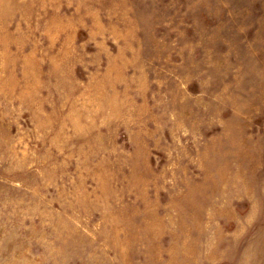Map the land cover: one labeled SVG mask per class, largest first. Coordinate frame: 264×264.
<instances>
[{"label": "rangeland", "instance_id": "1", "mask_svg": "<svg viewBox=\"0 0 264 264\" xmlns=\"http://www.w3.org/2000/svg\"><path fill=\"white\" fill-rule=\"evenodd\" d=\"M0 264H264V0H0Z\"/></svg>", "mask_w": 264, "mask_h": 264}]
</instances>
